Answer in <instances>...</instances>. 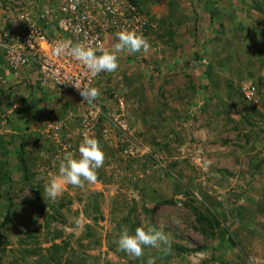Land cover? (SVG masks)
Here are the masks:
<instances>
[{"label":"rangeland","instance_id":"rangeland-1","mask_svg":"<svg viewBox=\"0 0 264 264\" xmlns=\"http://www.w3.org/2000/svg\"><path fill=\"white\" fill-rule=\"evenodd\" d=\"M128 1L150 47L122 52L105 85L101 102L127 128L102 120L90 134L106 154L95 184L44 198L85 133L73 111L52 123L61 98L41 86L34 107L0 101V264H264V0ZM55 3L0 0V29ZM174 35L191 54L175 55ZM140 226L163 231L169 250L119 251L122 228Z\"/></svg>","mask_w":264,"mask_h":264},{"label":"built area","instance_id":"built-area-1","mask_svg":"<svg viewBox=\"0 0 264 264\" xmlns=\"http://www.w3.org/2000/svg\"><path fill=\"white\" fill-rule=\"evenodd\" d=\"M146 28L144 16L128 0H56L39 14H28L14 30L0 29V71H6L16 84L21 81L23 72L31 67L36 71L39 85H51L61 95H71L85 104L86 110L82 114L72 112L76 117L73 121H79L83 133L94 134L102 120L125 130L123 112L119 115L108 112L97 100L93 104L83 102L73 85L61 84L79 82L81 86L100 90L108 84L110 73L102 72L89 79L90 73L80 62L68 55L56 56L53 49L59 42L70 45L100 43L106 47L109 40L118 41L116 33L121 30L135 29L144 35ZM6 74L0 73V91L8 86ZM242 93L254 101L258 90L254 85H248L243 87ZM120 105H123L122 101ZM62 125L67 124L55 125L54 129L61 131Z\"/></svg>","mask_w":264,"mask_h":264},{"label":"clouds","instance_id":"clouds-1","mask_svg":"<svg viewBox=\"0 0 264 264\" xmlns=\"http://www.w3.org/2000/svg\"><path fill=\"white\" fill-rule=\"evenodd\" d=\"M118 42L110 49L103 44L95 45L76 44L70 45L59 42L53 49L56 56L68 55L80 62L90 73L89 79L95 78L102 72H115L119 68V55L124 52H147L150 44L142 33L137 30H121L116 33ZM70 83L79 92L82 101L93 104L100 96L96 87L81 86L79 82ZM78 157L72 152H66L59 162L58 172L51 176L49 182L43 188V196L51 200L60 197L67 186L78 188L85 184H95L98 181V170L104 166L106 154L100 141L88 133H85L78 147ZM118 250L135 258H142L145 248H163L167 252L170 242L163 231L155 228L137 227L134 234L127 227H123L118 238ZM147 264H155V259L150 258Z\"/></svg>","mask_w":264,"mask_h":264},{"label":"crops","instance_id":"crops-1","mask_svg":"<svg viewBox=\"0 0 264 264\" xmlns=\"http://www.w3.org/2000/svg\"><path fill=\"white\" fill-rule=\"evenodd\" d=\"M174 35V40L172 39V41L174 42V45L176 47L175 49V55L176 54H182V51L185 54H191V48H188L190 46V44H188V42L183 41L181 37L176 38L175 39ZM115 40H109L106 44V48H111L114 44ZM133 56H139L138 52L137 53H133ZM146 60V62H149L150 59L148 58H144ZM149 71V70H148ZM0 73L2 74H6L7 72L2 70L0 71ZM109 76H108V84L107 86H109L110 82H113V79L111 78V76L113 75V73L109 72ZM206 75L203 73V76ZM6 78L8 81V86L6 85V87H4L5 89L3 91L0 92V101L3 103H10L12 104V99L13 97H15V101L18 100V102H20V105H22L21 108H23V106L25 105V102H30L33 104V107L35 106L36 102H34L39 96L42 95H38L37 92V87L36 86H41L43 88V92L46 94V98L47 99H56V98H61V103L59 105V112L57 114H54L53 117H51L52 123L56 122L58 117L59 119H64L67 118V113L69 111H73L75 113L81 114L82 111V107L84 108V104L81 103L79 100L75 99L73 96L71 95H61L59 92H57V90L55 89V87L53 86H42L39 85V83L37 82V74L35 69L29 67L27 68L22 75V79L19 83H15V81L11 78L10 75H8V73L6 74ZM199 78V77H198ZM208 80L209 78L206 76L203 77V80ZM209 82V81H208ZM38 83V84H37ZM20 84L19 87H17L18 89H16V85L18 86ZM15 89V90H14ZM31 89V91H29ZM14 90V91H13ZM101 95L99 96V102L100 104H102V106L108 110L109 106L107 104H112L114 105L115 103H112L110 100H105L103 99V103L101 102V96H103L104 92L106 91V87H102L100 90ZM28 96L30 99H28ZM36 97V98H35ZM160 98V97H159ZM161 99V98H160ZM34 100V101H33ZM13 101V102H15ZM79 108V109H78ZM25 112V111H24ZM132 116V115H131ZM18 115H17V119H18ZM25 117H27V113L25 114ZM23 123L26 121V119H19V120H12V122H15L16 125L20 122ZM17 125V128L20 126Z\"/></svg>","mask_w":264,"mask_h":264},{"label":"trees","instance_id":"trees-1","mask_svg":"<svg viewBox=\"0 0 264 264\" xmlns=\"http://www.w3.org/2000/svg\"><path fill=\"white\" fill-rule=\"evenodd\" d=\"M97 101L99 102V97L97 98Z\"/></svg>","mask_w":264,"mask_h":264}]
</instances>
